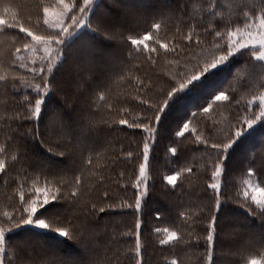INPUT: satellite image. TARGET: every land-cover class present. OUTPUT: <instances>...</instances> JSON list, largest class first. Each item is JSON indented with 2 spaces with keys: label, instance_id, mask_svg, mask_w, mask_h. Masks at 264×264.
I'll return each mask as SVG.
<instances>
[{
  "label": "trees",
  "instance_id": "obj_1",
  "mask_svg": "<svg viewBox=\"0 0 264 264\" xmlns=\"http://www.w3.org/2000/svg\"><path fill=\"white\" fill-rule=\"evenodd\" d=\"M68 5L62 26H53L44 9ZM87 10L84 0H0L4 264L264 261V208L250 193L252 182L264 188V119L251 127L243 122L261 109L264 60L256 58L259 48L249 46L200 75L206 63L227 54L229 32L259 25L264 0H98L86 26L71 34L77 24L72 17H84ZM21 26L44 39L33 40ZM130 38L143 42L132 45ZM193 74L200 80L173 91ZM221 92L227 100L215 99ZM37 99L42 101L38 119L32 115ZM166 99L157 125V108ZM121 119L140 127L121 125ZM184 123L189 130L178 136ZM145 125L156 131L143 182V144L153 135L143 131ZM229 136L235 142L220 157L224 172L213 181L218 153L211 145L227 143ZM176 173L173 188L163 178ZM212 182H221L218 211L217 193L208 188ZM143 186L147 191L141 196ZM57 189L64 199L52 200ZM45 192L50 202L37 208L35 218L45 219L49 228L15 226L27 218L23 209L30 212ZM101 206L104 212L98 211ZM213 216L214 230L209 228ZM73 226L69 236L56 231ZM164 228L177 238L161 245Z\"/></svg>",
  "mask_w": 264,
  "mask_h": 264
},
{
  "label": "snow or ice",
  "instance_id": "obj_2",
  "mask_svg": "<svg viewBox=\"0 0 264 264\" xmlns=\"http://www.w3.org/2000/svg\"><path fill=\"white\" fill-rule=\"evenodd\" d=\"M85 4H87L89 2V0H84ZM45 13L47 14V11L48 9L45 8L44 9ZM81 12L84 11V9H80ZM247 16V13L245 14ZM74 23H77L79 24L80 21H78L76 19V17H72ZM45 23H49L47 20H45ZM0 24H4V21L3 20H0ZM259 24H260V27L261 28H264V17H261L259 19ZM13 25H9V27H12ZM155 28L159 29L160 28V25L159 24H155L154 25ZM19 31L20 32H25L28 36L32 37L33 40H36V41H41L43 40L44 38L41 37V36H34L33 33L31 31H29L28 29L24 28V27H20L19 28ZM62 31L64 32H67L68 29L67 28H63ZM239 30H237L238 32ZM237 32H229L228 33V36H229V46H228V49H227V54L226 55H221L219 56V58L217 59H213L211 61V63H206L205 66L200 70V75H203L204 73H208L210 72L211 70L213 69H216L220 64L224 63L228 58L229 56H231L233 54L234 51L238 50V49H242V48H248L249 45H252L254 48L258 45L259 46V54L256 56V58L258 60H264V32H261L259 35H252L250 32L248 33V38L247 40H242L240 42H237L235 40H232L231 38L236 36L237 35ZM217 36L220 35L219 32L216 33ZM150 38V35H146L144 37L145 40L149 39ZM62 41L58 40L57 43H61ZM130 42L132 45H139L141 44L143 41L141 40H138V39H131L130 38ZM255 54V53H254ZM51 70V68H49V71ZM200 75H196V74H193L190 79H188L186 82H181L179 83V87L178 88H173V91L174 92H182L184 91L190 84H192L194 81H199L200 80ZM168 98L171 99L172 98V92H169L168 93ZM215 99L217 101H222V100H227L228 97L224 95L223 92H221L219 95H217L215 97ZM261 101H264V96H261L260 97ZM41 105H42V101L40 99H37L35 101V111L34 113L32 114L33 116H35L37 119L39 118V115H40V112H41ZM168 107V100H164L163 102V106L162 107H158L157 108V114L155 115L154 117V120H155V123L157 125H159L160 121H161V114H163L166 110V108ZM205 111H207V109H205ZM29 119H31L32 117H27ZM258 119H264V110H262L260 113H259V116H258ZM255 121L254 120H245L244 123L247 124L248 127H251L253 125ZM119 123L121 125H126L127 127L129 128H132V127H137L139 128L140 125L139 124H129L127 120H124V119H121L119 121ZM189 130V124L188 123H184L183 124V129L181 131H179L177 133L178 136H184V134ZM143 131L144 132H147V133H155L156 129L153 128V127H150L148 125H145L144 128H143ZM242 134V131L241 130H237L234 135H235V138H239V136ZM197 139H199V137H197ZM229 142L227 143H224L222 145L220 144H216V143H213L211 145V148L216 150V152L218 153V162L214 164V170L212 171V179L213 181H216V178L218 177H221L223 172H224V167H223V159H224V153L227 152V150L232 146V144L235 142V139H232L231 136H229ZM149 151H150V147H149V144L147 142H145L143 144V160H144V163L140 165V168H139V173H140V177H144V174H145V169H146V165H147V162L149 160ZM170 151L175 154L176 153V149L175 148H172L170 149ZM132 152H128V157L131 158L132 157ZM220 157H222L223 159H220ZM4 171V164L3 162H0V172H3ZM187 171L191 172L192 169H188ZM180 173H176V174H172V175H167L165 176L163 179L166 181V183L170 186H172L173 188H175L176 184H177V181H178V177H179ZM78 183V181H77ZM208 188L214 190L216 193H217V211L219 209V199H218V196H219V191H220V188H221V184L219 182H212L208 185ZM57 193L58 195H53L52 196V200H56L57 198H60V199H64V196L62 193H60V189H57ZM105 197L107 198L108 197V194L105 193ZM249 197V193L247 191L244 192V198L247 200V198ZM70 198L75 200L77 198V192L76 191H73L71 192L70 194ZM251 200L257 205V206H260L262 208H264V188H255L253 189V194L251 195ZM50 202L49 198H48V194L47 192H45L44 194V199L42 201V204H41V208L48 204ZM126 207L128 208H131L132 205L131 204H126L125 205ZM110 208H114V205H109ZM141 209V197L138 196L136 198V201H135V210L137 212H139ZM93 211H97L96 209V206L93 205L92 206V209ZM106 210L105 207L101 206L98 208V211L99 212H104ZM24 212H27L28 215H27V218L25 217H21V219L19 221L16 222L15 226H19L21 224H32V223H35L37 226L41 227V228H49V224L45 221V219H34V217L37 216V208H36V205H35V202H33L32 204V207H31V211L29 212L28 209H23ZM7 215V214H6ZM69 223L71 224V222L69 221ZM215 224H216V217L213 216L212 217V223L209 225V228L214 230L215 229ZM141 221L140 220H137L136 222V233H135V237H136V240H135V251H136V254L137 256H139L140 254V232H139V229L141 228ZM74 230V226L73 228H69V229H66L64 227H58L56 228V231L59 232L60 235L62 236H69ZM161 231V229H157V233H159ZM163 232L167 233V237L166 239H162L159 241V243L161 245H166L168 244L170 241L172 240H175L177 238V235H176V232H170L168 228H164L163 229ZM131 234V233H129ZM4 237H5V233L3 230H0V252H3V247L2 245L4 244L5 240H4ZM207 241L208 242H211L213 241V235H212V232L210 231L208 236H207ZM209 259H211V255L209 254ZM0 264H4V261L3 259H0ZM137 264H141V261L140 260H137ZM173 264H175V262H173ZM249 264H264V262H261V261H258L256 259H253L249 262Z\"/></svg>",
  "mask_w": 264,
  "mask_h": 264
},
{
  "label": "rangeland",
  "instance_id": "obj_3",
  "mask_svg": "<svg viewBox=\"0 0 264 264\" xmlns=\"http://www.w3.org/2000/svg\"><path fill=\"white\" fill-rule=\"evenodd\" d=\"M98 0H89V2L87 3V11H85L83 14V16L84 17H79V18H77V20L78 21H80V23L79 24H76L75 25V30L74 31H71V30H69V32L71 33V34H73L76 30H79V29H81V28H84L85 26H86V23H87V21H88V18H89V16H90V14H91V11H92V9H93V7H94V4H95V2H97ZM70 10V5H68L67 6V8L65 9V10H55V9H49L48 10V17H49V21L51 22V24L53 25V26H58V27H61L62 26V21H63V16H65L66 15V13L68 12ZM232 32H237V30H234V31H232ZM251 33L252 35H259L261 32H264V28H261L260 27V24L258 25V26H250L249 25V28L248 29H244V30H241V29H239V31L237 32V35L236 36H234V37H232L231 39L232 40H235V41H237V42H240V41H242V40H247V38H248V33ZM249 46H252V45H249ZM257 48H259V46L257 45L256 46ZM239 50H241V49H238V50H236V51H234L233 52V54L231 55V56H233L236 52H238ZM259 54V50L258 51H256V55H258ZM60 56H61V58L63 57V55L62 54H60ZM231 56H229V57H231ZM262 102V106H261V109L260 110H258V112L256 113V117L255 118H247V120H254L255 122L253 123V125L257 122V121H260V120H263V119H258V116H259V113L262 111V110H264V101H261ZM244 122V121H243ZM247 125V124H246ZM243 127V125H241V128ZM154 141H155V134H153V135H151L150 136V142H149V147L150 148H152V145H153V143H154ZM65 143V142H64ZM56 144L58 145V146H61V145H63V142H62V139H58V140H56ZM149 154H150V151H149ZM224 167V166H223ZM147 178H148V172H147V165H146V169H145V174H144V177H141V180L144 182V181H146L147 180ZM220 184H221V182H220ZM257 187H259V188H263L259 183H257V182H252L251 184H250V193H251V195L253 194V189H255V188H257ZM143 188H145V189H143L142 191H141V196H143V195H145L146 194V191H147V189H146V187L145 186H143ZM44 194L45 193H42L41 195H42V200H40V201H36L35 202V205H36V208H38L41 204H42V201H43V199H44ZM48 198H49V196H48ZM49 200H50V198H49ZM34 219H36L35 217H34ZM0 230H3L2 228H0ZM3 231H5V230H3ZM5 233V236H6V232H4ZM4 240H5V237H4ZM30 245V244H29ZM2 247H3V252H0V259H4L3 258V253H4V250H5V242H4V244L2 245ZM37 259H39L38 257H37ZM253 259H256V260H258V261H261V262H264L262 259H260V258H253ZM252 259V260H253ZM176 261L177 262H179V260L178 259H176ZM249 264V263H248Z\"/></svg>",
  "mask_w": 264,
  "mask_h": 264
}]
</instances>
